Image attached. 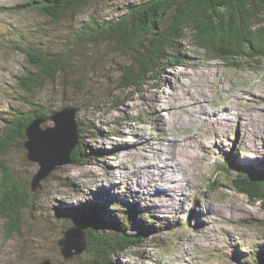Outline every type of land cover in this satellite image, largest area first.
Returning <instances> with one entry per match:
<instances>
[{"label": "rangeland", "instance_id": "rangeland-1", "mask_svg": "<svg viewBox=\"0 0 264 264\" xmlns=\"http://www.w3.org/2000/svg\"><path fill=\"white\" fill-rule=\"evenodd\" d=\"M143 1L96 0L52 22L15 10L38 0H0V128L14 113H26L27 103L46 117L74 108L86 150L80 163L57 167L41 182L18 233L7 236L0 218V264L88 263L86 250L64 260L57 246L64 231L86 220L101 224V233L144 234L109 264H258L264 258V205L233 184L244 168L264 173V60L237 67L210 61L188 36L183 61H164L155 79L121 89L127 58L111 43L83 42L76 34L89 18L114 19ZM18 46L61 54L65 79L45 83L32 99L19 87L31 68ZM48 127H54L50 120L40 125ZM173 157L181 161L178 169ZM0 164L26 183L39 169L18 142Z\"/></svg>", "mask_w": 264, "mask_h": 264}, {"label": "trees", "instance_id": "trees-1", "mask_svg": "<svg viewBox=\"0 0 264 264\" xmlns=\"http://www.w3.org/2000/svg\"><path fill=\"white\" fill-rule=\"evenodd\" d=\"M92 1L96 0H38L15 10L36 11L59 22ZM263 10L264 0H146L128 6L125 13L114 19L89 18L76 37L93 44L111 43L128 61L118 81L120 88L138 89L147 78L155 77L164 61H183L181 44L188 36L190 44L202 50L210 61L237 67L240 62L264 60V24L260 20ZM16 49L25 55L31 68L18 78L19 87L32 99L45 83L65 79L68 64L61 54H47L32 47ZM27 105L26 113H14L0 128V155L16 142L24 149L25 128L34 118L48 115L36 103ZM84 156L86 150L77 139L70 163L78 164ZM31 178L27 183L21 182L13 170L0 164V218L7 236L19 232L21 213L32 207L35 192L30 189ZM233 184L250 201L264 205V173L254 174L250 168H244ZM84 223L85 250L90 255L86 264H109L115 253L138 246L144 238L143 233L127 235L121 230L101 233V224L93 220ZM258 264H264V258Z\"/></svg>", "mask_w": 264, "mask_h": 264}, {"label": "water", "instance_id": "water-1", "mask_svg": "<svg viewBox=\"0 0 264 264\" xmlns=\"http://www.w3.org/2000/svg\"><path fill=\"white\" fill-rule=\"evenodd\" d=\"M76 109L63 108L45 117L34 118L24 130L23 147L26 159L39 166L30 180V189L36 192L40 183L45 180L55 168L70 163V156L77 145V125L74 121ZM50 120L54 127L45 129L40 125ZM58 240L60 255L64 260L80 255L86 249L85 233L81 227H72L62 233ZM38 264H54L43 260Z\"/></svg>", "mask_w": 264, "mask_h": 264}, {"label": "bare ground", "instance_id": "bare-ground-1", "mask_svg": "<svg viewBox=\"0 0 264 264\" xmlns=\"http://www.w3.org/2000/svg\"><path fill=\"white\" fill-rule=\"evenodd\" d=\"M257 92H258V91H257ZM161 109H163V108H161ZM225 110H226V109H225ZM228 112H229L231 115H233L235 111L233 112V109L230 108V109H228ZM221 113H222V112H221ZM235 113H236V112H235ZM216 116H217L218 119H220V120H222V121H223V120L227 121L226 124H229V123H228L229 121H228V119H227V118H229L228 116H227V118H224V116H221L220 113H217ZM238 117L241 119V116H240V115H239ZM220 123H222V122H220ZM172 145H173V144H172ZM172 145H171V146H172ZM181 156H182V155H181ZM173 159H174V160H173V162H174L173 168H177V169H178L179 165H181V161L178 160V159L175 158V157H173ZM183 160H185V159L183 158ZM180 167H181V166H180ZM182 170H183V169H182ZM171 174H172V173H171ZM174 176H175V175H174ZM175 177H176V176H175ZM182 181H183V180H182ZM177 184H178V183H177Z\"/></svg>", "mask_w": 264, "mask_h": 264}]
</instances>
